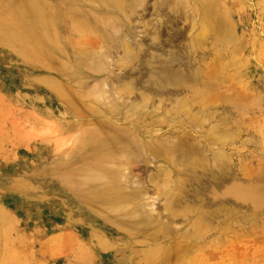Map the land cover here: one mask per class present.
I'll use <instances>...</instances> for the list:
<instances>
[{
  "label": "rangeland",
  "instance_id": "obj_1",
  "mask_svg": "<svg viewBox=\"0 0 264 264\" xmlns=\"http://www.w3.org/2000/svg\"><path fill=\"white\" fill-rule=\"evenodd\" d=\"M33 1L52 4V0ZM187 1L192 3L189 2L192 0ZM212 2L233 17L242 47L229 45L226 49L218 42L211 44L209 41L191 47V37L198 31L191 30L190 10L181 5L178 10L175 7L176 12L170 13L174 6L172 0L169 6L162 7L160 0H143L141 7L132 13L128 26L142 46L136 68L114 66L121 56L115 48L108 60L111 66L107 75L116 81L115 85H120L122 78L124 82L134 81L135 86L145 90L151 84V71L156 74L161 71L157 66L149 67L152 55L170 53L178 62L181 58L183 64L189 62L191 69L184 71L182 68L180 74L185 80H189L196 68L202 73L213 63V51L217 63L228 65L227 76L223 73L225 79L219 84L221 101L217 100L218 103L213 99L214 104L209 101L192 105L191 94L183 92L179 96L167 95L159 107L158 101L153 100L146 110L137 109L141 131L166 132L179 129L181 125L191 126L189 131L186 129V135L192 140L188 145L210 162L205 170L198 169L196 175L186 178L181 202L194 214L203 210L210 222L204 229H196L194 214L171 218L164 213L163 198H157L153 186L148 183V176L154 175L159 167L151 161L132 172L140 178L147 193L144 211L152 222H161L167 227L142 233L136 236L135 243L160 244L166 248L165 253H171V261L176 264H264V208L238 195L250 189L257 175L264 173V0ZM154 5L158 7L155 10ZM174 30L178 32L175 34ZM154 34L158 35L155 46L151 42ZM2 35L0 40L4 39ZM84 37L89 40L84 39V50L98 48L92 36ZM3 44H0V264H117L116 253L110 249L101 251L95 241L96 233L109 234L110 229H98L94 222L80 216L69 217L66 212L77 203L68 196L58 195L57 181L71 173L66 164L79 156L76 151L67 157L66 152H73L79 146L82 121L91 126L101 122V125L117 123L116 119L133 122V113L129 112L132 108L128 107L141 102L140 91H134L124 101L126 104L120 101L125 105L117 110L125 118H117L116 109L102 106L98 117L86 118L88 114L80 104L68 105L71 97H58L43 84L44 80L55 82L58 78L52 72L34 67L29 62L33 56L30 52H10ZM169 65V70L162 74L177 77L181 70L179 64L175 61ZM104 78V74L93 78L88 87L98 85ZM68 93L76 95L73 90ZM230 96L246 98L248 109L245 112L236 109L240 101L236 107L230 101L229 105L224 98ZM176 101L178 105L174 106ZM184 101L188 103L186 109ZM94 103L100 104L99 101ZM58 158L62 159L61 169L54 164ZM219 159L222 160L218 163ZM81 161H75L78 163L75 165ZM118 242L116 244L121 247ZM124 249L133 253L147 252L151 248L139 245ZM125 264H139V261Z\"/></svg>",
  "mask_w": 264,
  "mask_h": 264
},
{
  "label": "bare ground",
  "instance_id": "obj_2",
  "mask_svg": "<svg viewBox=\"0 0 264 264\" xmlns=\"http://www.w3.org/2000/svg\"><path fill=\"white\" fill-rule=\"evenodd\" d=\"M172 1L174 6L172 5L173 11L170 13L176 12L181 5L192 12L191 30L198 33L192 35L191 47H196L202 41H209L211 44L218 42L220 47L226 49L229 45L242 47L233 17L231 18L226 9L212 2L217 0H205L202 3L196 0L189 1L192 3H188L187 0ZM142 2L143 0H52V4H49V1L39 3L33 0H0V34H3L1 38H4L0 40V44L4 43L3 47L5 46L10 52L16 50L30 52L33 56L29 62L34 67L48 73L52 72L58 78L56 79L58 82H54L41 77L44 80L43 84L57 96L71 97L68 105L80 104L85 114H88L86 118L98 117L101 106L105 109L117 110V107L126 104L124 101L134 91H140L141 102L128 107L132 108L129 112L133 113V122L116 119L125 126H119L118 122L105 123V125H101L103 123L101 122L98 126H91L88 122L82 121L79 146H76L73 152H66L67 157L73 156L76 151L79 156L67 162L66 166L71 173L57 181V193L60 197L68 196L77 203L66 212L69 217L73 219L74 216H80L94 222V226L98 229H110L109 234H100L97 230L99 233H96L95 241L101 251L110 249L116 253L117 264L134 260H138L139 264H176L177 262L171 261V253H165L166 248L160 244L135 243L136 236L154 228L162 230L167 226L161 222H152L149 214L144 211L143 201L147 193L144 184L139 181L140 178L134 176L132 171L141 164L151 161L158 163L156 173L148 176V183L153 186L157 198H163L164 213L171 218L187 217L194 212L189 207H183L181 202L183 190L186 188V178L196 175L198 169L205 170L210 159L202 158L199 155L201 152L195 150L198 154L195 153L193 147L188 145L192 140L186 135V129L191 126L181 125L179 129L173 128L166 132L141 131L142 126L137 116L140 112L137 109L146 110L153 100L158 101L159 107L167 95L179 96L183 92L191 94L192 105L208 104L209 101L212 103L213 99L217 102L220 100L219 84L225 79L228 65L217 63L213 51L216 61L214 59L202 73L196 68L190 74L189 80H185L180 78V74L183 69L184 71L191 69L189 62L183 64L182 58L178 62V58L171 57L170 53L152 55L149 58V67L157 66V70L161 71H158V74L151 71L149 77L151 84L147 90L135 86L134 81L124 82L122 78V83L115 85L116 81L107 75L111 66L108 60L112 57L111 51L114 48L116 53L118 51L121 53V56L115 60L114 66L129 67L133 70L138 64L142 46L141 43H137L136 36L131 33L128 26L132 13L141 7ZM170 4L169 0H160L159 5L162 7ZM157 8V5H154L153 9ZM185 18L187 19L186 15ZM86 35L94 38L93 44L98 48L91 51L82 48L84 39L89 41L84 37ZM157 41L158 35L154 34L151 41L153 46ZM175 61L181 69L176 74L177 77L162 74V71L169 70V63ZM101 74L105 75L103 81L88 87L89 81L101 77ZM170 87L176 89L172 90ZM69 90H73L76 95L69 94ZM73 96L77 100H74ZM245 99L230 96L225 97L224 101L233 102L234 107L237 106V101H240L236 109L245 112L248 109ZM121 100L125 104L121 103ZM96 101L100 102L99 106L94 103ZM175 105H178V101L174 103ZM183 107L186 109L188 103L184 101ZM117 111L119 113L117 118L122 117L119 110ZM188 116L194 117L192 114ZM165 127L169 128V126L163 128ZM209 152L212 153L213 150L209 149ZM77 159L83 160L78 166L75 165L78 164L75 162L78 161ZM221 160L219 159L218 163ZM226 160L230 161L229 156ZM54 164L61 169L62 159L58 158ZM257 176L258 178L252 181L250 189L238 192V195L248 199L254 206L264 208V173ZM194 216L196 229L199 227L204 229L210 222L203 210L198 211ZM117 241L121 243V247H118ZM139 245L151 249L147 252L141 250L133 253L132 250L124 249Z\"/></svg>",
  "mask_w": 264,
  "mask_h": 264
}]
</instances>
